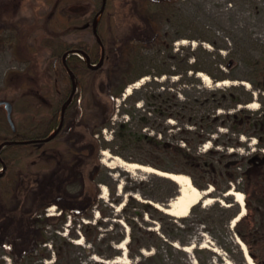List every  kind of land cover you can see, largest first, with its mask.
<instances>
[{"label":"rangeland","instance_id":"rangeland-1","mask_svg":"<svg viewBox=\"0 0 264 264\" xmlns=\"http://www.w3.org/2000/svg\"><path fill=\"white\" fill-rule=\"evenodd\" d=\"M131 1L113 0L119 32L131 28L134 24L144 27L147 25L142 18H130L128 9ZM166 1L158 3L150 11L145 9V12L154 18V26L160 30L164 44L147 42V38L142 35L134 40L136 47L130 55L133 66L125 77L133 81L126 85L124 91L115 100L110 96L112 86L106 69L99 72L92 81V92L96 99L105 105L108 104L110 109H115L111 118L112 125L103 127L92 135L83 124L72 121L69 125L73 127L69 134L62 138V144L56 145L48 139L46 144L41 145L40 152L21 158L13 173L14 178L7 176L0 183V223H5L7 217L26 210L38 211L41 216H58L62 210L56 203L42 207L50 198L41 197L40 191L37 190L42 177L57 168L58 162L69 146L74 144V140L78 145L87 144L88 141H95L98 145L95 157L100 165L97 169V162L86 166L85 185L88 191L98 192L100 208L105 215L96 207L92 217H75L67 213L65 219H53L46 225L45 232L49 240L45 251L36 250L33 257L20 256L19 264H42L38 258L42 254L50 255L45 258L43 264H51L55 257V248L63 254L62 264H248L240 242H243L246 248L248 246L234 227L237 222L233 224L234 218L225 220L221 210L212 208L216 203L226 207L230 204L226 197L230 196L239 211L241 205L236 202L234 195L214 196L218 190L213 185H210L212 189L208 196L214 197L215 200L209 204L200 201L185 220L178 223L183 238L194 245L190 251L164 244L160 248V254L153 258L131 259L128 255L127 244L131 226L125 218L136 219L137 212H140L143 214V220L136 219L137 226L145 225L149 229L159 231L162 226L169 230L172 224L166 218L153 208L140 203L147 202L155 206L151 201L167 202L170 191L164 181L147 176L163 175L144 170H128L118 164L114 156L133 161L132 157L150 158V152L132 144L124 149L127 158L119 155L115 150H121L122 147L118 140L113 139V130L119 121L129 120L131 112V124L134 129L142 125L144 118H147L149 124L156 126L158 130H165L164 136L168 141L178 142L186 136L181 130L182 123L174 118H160L154 111L157 106L149 104L150 95L154 93L165 98L170 90L177 93L181 99L192 101L194 97L204 93L201 83L192 76V70L186 75H170L166 72L175 68L178 70L183 66L182 58L188 56L190 62L196 60L208 67V73L200 72L209 76L210 80H203L197 73L195 76H198L205 86H209L210 90L212 87H228L232 84L244 86L253 92V102L256 101L257 106L249 107V103L241 106L252 111L251 117H254V111L264 114V89L256 87L264 86V0ZM96 4L97 0H0V100H9L14 107L16 105L14 120L18 132H28L29 136H34L37 130L34 124L39 122L37 115L47 114L53 107L54 97L58 98L64 93L62 70L57 63L52 64L50 40L93 42L94 34L90 29L81 26V29L75 30L80 24H71L70 20L87 17ZM97 17L94 20V28L97 26ZM166 44H171L172 48ZM230 61L232 63L228 66ZM210 72L216 76L225 75L229 83L216 85L217 82ZM130 85L133 87L128 93L126 91ZM130 95L131 97H128ZM224 112L226 109L222 108L217 114ZM218 120L215 125L218 132L214 133L213 137L218 142L216 148L219 150L214 154L215 162L219 164L220 160L225 158L235 163L232 170L238 173V177L236 182L232 183V189L245 195L244 205L248 206L246 205L244 215H251L254 226L252 231H243V234L251 241L256 258L264 262V183L255 187L248 178L251 165L246 159L248 155L256 152L264 154V147H260L256 135L233 134L229 127L235 123L234 118L228 119L220 115ZM223 123L225 125H222ZM143 129L146 132H155L151 126H145ZM13 131L5 108L0 107V138H12ZM239 141L240 146L236 145ZM225 144H232L228 152L223 149ZM210 146V143H205L201 146L202 151H206ZM20 150L24 152L23 148ZM103 150H107L110 156L104 155ZM158 162L167 168L162 169L165 172H177L184 168L181 161L173 158H162ZM65 173L62 172L64 175ZM208 187L205 185L199 188ZM132 197L136 199L135 202ZM114 198L117 202H113ZM129 202L132 204L129 205ZM221 217H224L222 223ZM87 222L98 224L99 230L107 238L100 246L108 251V244L114 242L112 239L122 232L126 233V251L119 247L124 240L114 243L121 251V255L117 256L119 261L105 259L96 254L89 255L86 247L90 244L84 238L83 227ZM10 225L11 223L4 233L7 244L10 242L9 238L13 237L7 231L12 228ZM150 240L153 242L154 238ZM70 241L75 246L70 244ZM17 248L15 246L5 249L0 246V264H15L8 251L20 255ZM143 254L151 256L154 251L144 249ZM106 260L108 262H105Z\"/></svg>","mask_w":264,"mask_h":264},{"label":"trees","instance_id":"trees-1","mask_svg":"<svg viewBox=\"0 0 264 264\" xmlns=\"http://www.w3.org/2000/svg\"><path fill=\"white\" fill-rule=\"evenodd\" d=\"M160 2L165 3L167 1L132 0L128 9L130 18H142L147 25L144 27L134 24L130 26L131 28H125L124 31L121 30V32H119L117 27L116 9L113 0H107L104 8L103 0H97L94 10L87 17L76 20L71 19V24H80V26L74 28L75 30L81 29V26L88 28V30L90 29L94 34V41L81 40L72 43L65 42L61 39L50 40L52 46V64L57 63L62 70L64 93L58 96V98L54 97L55 101L53 107L48 110L47 114L37 115L39 122L34 124L37 129L34 136H29L28 132H12V138H0V146L7 140L33 137L44 138L47 137L52 130L57 128L61 119L62 106L73 91L72 74L75 79L76 91L65 109L62 128L50 139V142H55L56 145L62 144V138L69 134V130L73 127L69 125L72 121H77L79 125L83 124L92 135L103 127L111 126V118L115 109H110L108 104L105 105V103L100 102L98 98L96 99L92 92V81L99 72L106 69L110 86H112L109 93L114 100L124 91L126 85L133 81L125 77L133 66L130 55L136 47L134 40L142 35L144 38H147V42L149 41L156 45L164 44V38L160 30L156 29L154 26V18L145 12V9H149L150 11ZM96 16H98V21L96 28H94ZM166 45L172 48L171 44ZM182 60V67L178 70L176 68L174 70H169L166 73L170 75H186L192 70V76L201 83L204 93H200L194 97L192 101H187L186 99H181L177 93H172L168 90L167 94L169 95L165 98L154 93L151 94L149 104L155 107L157 106L154 111L160 118L164 120L174 118L181 122V130L186 136L181 138L178 142H170L166 139V136H164V133H166L165 130H158L156 126L149 124L150 122L147 118H144L142 125L134 129L131 124L133 115L130 112L131 118L129 120L119 121L113 130V139L118 140L123 149L115 151L119 155L127 158L124 154V149L130 147L132 144H137L139 148L147 149L150 152V158L143 159L132 157L131 159L133 161L164 170L167 168L158 162L159 159L167 157L177 159L184 165V168L177 170V172L189 174L193 183L198 188H203L205 185H213L215 189L218 190L214 196H224V194L232 188V183L236 182L238 173L232 170L235 165L232 160L222 158L219 164L215 162L214 154L219 150L216 148L218 142H216L213 137L214 133L218 132L215 127L216 123L219 121L218 118L220 115H222V117L226 116L228 119L234 118L235 123L229 127V130H231L233 134L256 135L259 140L258 144L260 147H264V114L261 113V111H254V117H251L250 114H252V111L248 108L244 106L238 108L240 105L253 101L254 97L251 90L235 84L221 88L212 87L210 90L209 86H205L198 76H195L199 71H206L208 73V67L196 60L190 62L188 56L185 59L182 58ZM114 73H116V75H114ZM209 74L215 81L226 79V76L223 74L221 76H216L211 72ZM256 87H262L264 89V86ZM29 96L32 97L31 95ZM128 97H131V95ZM222 108L226 109V112L218 115L217 112ZM15 109H17L16 105L14 107V110ZM36 112L38 111L36 110ZM222 125H225V123ZM145 126H151L152 130L155 132L144 131L143 128ZM251 129H254V131ZM88 142L87 144L78 145L74 140V144L69 146L68 151L58 162L57 168L51 173L44 175L37 188L41 193V197H50L42 204V207L56 203L62 210L60 215L41 216V213L38 211L34 210L33 212V210H26L18 215L9 216L4 221L5 223H0V229L2 228V230H0V246L5 249H7V247H18L17 249L20 255L8 251L13 257L15 264H19L18 259L20 256L33 257L34 251L39 249L43 252L45 251L47 248L46 243L49 240L45 229L46 225L53 219H65L67 213L75 217H92L93 210L96 207L100 208L101 202L98 197V192L94 190L88 191L85 185L86 166L97 162V166L95 167V169H97L100 165L95 157V151L98 147L97 143L95 141ZM207 142L211 144L210 148L206 151H202L201 146ZM236 145L240 146L241 142L239 141ZM224 146V151H227L232 144H225ZM40 147L41 144L34 142L28 144L19 142L7 143L0 151V169L4 168L0 173V183H2L7 176L14 178L13 173L21 158L37 154L40 151ZM21 148L24 149V152H21ZM246 159L251 165L248 170L250 173L248 174V178L252 180L255 187H258V185L264 183V154L256 152L252 155H248ZM63 171L66 172L65 175L62 174ZM147 176L156 177L168 185L170 192L167 202L178 195L179 185L173 179L157 176L156 174H148ZM132 200L135 202L136 199L132 197ZM226 200L230 203L226 207L216 203L212 208L221 210L223 213L222 215L225 216V220H229L236 217L239 209L235 208L236 204L231 196L226 197ZM159 201L164 200H158V202ZM113 202H117V199L114 198ZM131 204L132 203L129 202V205ZM140 204L153 208L156 212L161 214L163 218H166L168 222L172 224V227L167 230L161 226L160 231L149 229L145 225L139 227L137 226L136 219L139 221L143 220V214L140 212H137L136 219L125 218L127 223L131 226L129 242L127 244L128 255L131 259L137 257L141 260L153 258L157 256V254H160V248L164 244H168L171 247H174L175 243H179L183 246L192 244L191 241L184 239L179 231L181 227L178 223L185 220L186 216L176 217L147 202H142ZM127 205L128 202L125 203V206ZM193 209L194 206L190 212H192ZM99 212L105 215L102 208L99 209ZM220 221L222 223L224 217L223 219L221 217ZM252 221L251 215L247 213L235 223L234 227L237 232L239 231L241 237H243L252 257L257 263L264 264V262L256 258L251 241L243 234V231H246V233L248 231L249 233L254 229ZM10 223L12 228L7 229V231L8 234L13 237L9 238L10 242L7 244L4 233ZM83 227L84 238L90 244L89 247H86V251H88L90 256L96 254L105 259H116L118 255H121V251L114 246V243L122 242L126 236L125 232L120 233L116 238L112 239L114 242L108 244V251L106 248L100 246L107 238L99 230L97 223L93 224L92 222H87L83 224ZM136 227H138V229H136ZM152 238H154L153 242L150 240ZM69 243L75 246L73 242L70 241ZM144 249L153 250L154 255L145 256L143 254ZM54 254L55 257L51 264H62L63 254L58 248L54 249ZM49 256V254H42L38 258H40L43 264L45 258Z\"/></svg>","mask_w":264,"mask_h":264},{"label":"bare ground","instance_id":"bare-ground-1","mask_svg":"<svg viewBox=\"0 0 264 264\" xmlns=\"http://www.w3.org/2000/svg\"><path fill=\"white\" fill-rule=\"evenodd\" d=\"M199 76H201L203 78V80H210L209 76H207L206 74L199 72L198 73ZM143 80V79H142ZM141 82V81H140ZM137 82V83H140ZM229 81L228 80H221L220 82L217 83L218 86L223 85V84H228ZM246 83V82H244ZM133 85H130L127 88L126 92H130L132 89ZM249 107H256L257 106V102H251L248 104ZM103 154L106 155L107 157L110 156V153L107 150H103ZM114 159L117 160L118 164L122 167H124L125 169L128 170H134L136 168H143V170H146L148 172H154L163 176H167V177H171L175 182L178 183L179 187L181 188V191H179L178 195H176L174 198L171 199V208L165 209V212L172 214L176 217H183V216H187L192 207L195 206L197 203H199L200 201H203L204 199V203H211L215 200L214 197L208 196L209 192L211 191L212 188L210 189H205V190H201L200 188H198L192 181L191 177L188 174L185 173H170V172H164V171H160L156 168H153L152 166H148V165H143V164H139L137 162H128L126 160H124L123 158H120L119 156H114ZM105 162V161H104ZM108 164V162H106ZM104 191L106 193V189L104 188ZM227 194H231L235 196V200L236 202L239 203V205H241V211L239 214H237V217H235L233 219V224L235 222L238 221V219H240L241 217H243V215L246 213V205L245 204V195L239 191V190H233L230 189L226 192ZM105 196V194H104ZM156 206H159V208H162V206L156 202L155 203ZM128 241V239L126 238V240H124V242H122L119 247L122 249H125V243ZM239 242V241H238ZM177 244V243H175ZM241 247L243 248L244 252H245V258L248 264H257L256 261L254 260V258H252L249 255L248 252V248H246V245L243 242H240ZM194 245H186L183 247V249H185L186 251H190L193 248ZM126 251V249H125ZM96 259H98L97 256H95ZM116 262L119 261V259H115ZM231 264V263H229Z\"/></svg>","mask_w":264,"mask_h":264},{"label":"water","instance_id":"water-1","mask_svg":"<svg viewBox=\"0 0 264 264\" xmlns=\"http://www.w3.org/2000/svg\"><path fill=\"white\" fill-rule=\"evenodd\" d=\"M105 4H106V0H103V8L105 7ZM101 60H102V58H101ZM231 63H232V61H230L229 62V64H228V66H230L231 65ZM93 66V65H92ZM93 67H96V66H93ZM72 77H73V82H74V86H73V91H72V93H71V95H70V97L68 98V100H66V102L63 104V106H62V111H61V119H60V123H59V125L57 126V128H55L52 132H51V134L49 135V136H47V137H45V138H43L42 140H48V139H51L61 128H62V126H63V123H64V113H65V109L67 108V106H68V102H70L71 101V99H72V96H73V94H74V92H75V90H76V85H75V79H74V75L72 74ZM0 106H4V108H5V110H6V115H7V120H8V122H9V124H10V126L12 127V129L13 130H16V124H15V121H14V119H13V103L11 102V101H9V100H0ZM29 141H36V140H29ZM28 141V142H29ZM10 142H18V141H16V140H11V141H5L3 144H2V146H4V145H6L7 143H10ZM124 160H126V159H124ZM126 161H128V160H126ZM128 162H134V161H128ZM138 163V162H137ZM139 164H142V163H139ZM143 165H145V164H143ZM141 170H143V168H136L135 169V171H141ZM159 170V169H158ZM144 171H146V170H144ZM160 171H162V170H160ZM165 172V171H164ZM170 173H176V172H170ZM171 178V177H170ZM172 179V178H171ZM180 191H181V188L179 189ZM204 200V199H203ZM151 203H153V204H155V202H153V201H151ZM161 206H162V208H160V209H162V210H164L165 211V209H168V208H171V201H168L167 203H163V204H161V203H159ZM156 205V204H155ZM159 207V206H158ZM178 247H182L181 245H178ZM250 256H251V254H249ZM102 260H104V259H102ZM105 262H108V260H106Z\"/></svg>","mask_w":264,"mask_h":264},{"label":"flooded vegetation","instance_id":"flooded-vegetation-1","mask_svg":"<svg viewBox=\"0 0 264 264\" xmlns=\"http://www.w3.org/2000/svg\"><path fill=\"white\" fill-rule=\"evenodd\" d=\"M14 132H16V131H14ZM36 140V141H29V140ZM43 138L42 137H39V138H27V139H25V138H23V139H18V140H16V141H18L19 143H22V144H28V143H39V144H45V143H47L49 140H42ZM29 141V142H28ZM40 152V151H39Z\"/></svg>","mask_w":264,"mask_h":264}]
</instances>
